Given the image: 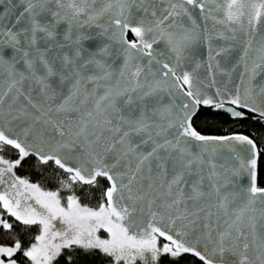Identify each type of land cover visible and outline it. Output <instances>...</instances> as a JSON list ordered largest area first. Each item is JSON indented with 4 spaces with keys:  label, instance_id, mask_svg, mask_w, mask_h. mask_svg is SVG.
Instances as JSON below:
<instances>
[{
    "label": "snow or ice",
    "instance_id": "snow-or-ice-1",
    "mask_svg": "<svg viewBox=\"0 0 264 264\" xmlns=\"http://www.w3.org/2000/svg\"><path fill=\"white\" fill-rule=\"evenodd\" d=\"M15 8L20 11L9 19ZM247 8L248 0H17L9 7L0 0V234L11 237L17 225L39 227L27 247L18 238L0 243V264H18V254L27 264H54L64 250L77 248L98 249L113 264H158L162 255H190L201 264H264V207H256L264 204V189L256 186V160L247 165V189L236 184L238 169L215 160L219 145L235 141L253 154L256 145L242 135H201L191 123L201 104L223 109L227 103L264 116L253 99L264 100V84L258 91L253 85L264 72V38L254 39L264 0ZM197 10L212 29L198 24ZM104 16L107 25L98 23ZM92 26L100 29L95 36L84 30ZM238 32L244 39L230 71L243 67L240 83L218 102L194 90L193 74L181 69L203 45L213 83L217 72L230 77L217 58L231 46L212 41H237ZM165 93L172 98L167 104ZM177 97L190 103L181 99L174 118ZM235 108L225 110L240 117ZM9 151L15 159L5 158ZM30 156L69 174L65 188L107 179L105 202L92 210L69 195L62 206L58 193L16 176ZM125 189L133 203L149 191L157 194L148 200L150 220L137 230L135 208L123 203ZM157 199L164 213L151 210ZM101 228L109 239L96 236ZM65 264H72L71 255Z\"/></svg>",
    "mask_w": 264,
    "mask_h": 264
},
{
    "label": "water",
    "instance_id": "water-1",
    "mask_svg": "<svg viewBox=\"0 0 264 264\" xmlns=\"http://www.w3.org/2000/svg\"><path fill=\"white\" fill-rule=\"evenodd\" d=\"M2 2H3L5 7H9L10 5H15L17 3V0H2ZM258 2H259V0H248V8L246 9V11L250 10L251 4L258 3ZM101 6L102 5L100 3H97V5H95V7H97V8H99ZM157 10H159V7L157 8ZM19 11H20V8H15L10 13L9 19H13L15 14L18 13ZM133 12H134V15L137 17L140 15V13L135 12V10H133ZM222 14H223L222 12L217 13V15H222ZM196 15H197V22L200 26H203L205 23H207V27L209 29L213 28L212 21L205 22L202 19H199L198 10L196 11ZM108 22H109L108 16H104L100 19V21L98 23H100L102 25H107ZM221 28H222V26L219 24H217L215 26V29H221ZM84 30L88 31L90 34H92L94 36L100 31V29L95 27V26H92L90 28H85ZM237 36L239 37V39L237 41H224V40H220V39H213V41H212V44L214 47L229 46V45L231 46V51L227 54V56H221V57L217 58L220 61V67L222 69H224L225 71H230L232 69L233 65H235L239 59L240 50H241V46H242L241 41L244 39V36H243L242 32H238ZM128 37H130L131 40H129ZM262 38H264V17H262V22L257 25V32L255 34L254 39L256 42H259ZM127 39L129 41H132L135 39V37L129 32L127 35ZM99 42H100L99 40L92 42L93 46H94V44L99 43ZM105 42H107L106 39H105ZM163 47H164L163 44L157 45L158 49H163ZM118 48H119V45H115V44L113 45L114 55L117 54L116 50ZM197 61H199L201 64V67L198 69L195 67ZM117 62L122 63V58L118 59ZM139 62L141 63L142 66H146L147 58L145 57L142 60H140ZM153 70H155V66H153ZM181 70L182 71L186 70V71H189L193 74V89L194 90H199L202 95H204L208 98H214L219 102V100L222 98L223 99L230 98V94L234 93L235 86L240 83V74L243 71V67L241 66L239 68H236L235 71H230V77L222 74L221 72H217L215 77H214L215 82L213 83V79L209 77L208 70H207V49L205 46L201 45L197 50V55L195 56V58L187 61L182 66ZM149 79H151V77H149ZM261 84H264V72H262L260 75H258L253 80V85L257 86L256 91H258V86ZM217 90H220L222 93H226L227 95L218 96ZM241 95H242V99H243V88L241 89ZM162 96H163V103H165V104L169 103L170 100L172 99L171 97L168 96L167 93L162 94ZM181 99L190 103V101H187V97H177L175 99L176 108H175L174 113H173L174 118H175V114L178 113L180 111V108L182 107V105L180 103ZM253 99L256 101V104L258 107L264 108V100H262L260 97L255 96V95H254ZM252 102H253L252 100L249 101L250 104ZM7 103L8 102L6 101L5 105H4V112L5 113L7 112ZM205 108H210V109L213 108V109H216L222 113H225L231 119H234V120L238 119V117H233L230 112L225 110L227 108H235V106L229 105L227 103H225V106L223 109H217L213 106H206V105L201 104V105L197 106L193 118L195 117V115L197 114V112L200 109H205ZM235 110L239 111L241 114L243 112L250 114L255 120H261L264 123V116L260 115L258 112H251V111H248L247 109H245L243 107L235 108ZM193 118H192V120H193ZM191 123H192V121H191ZM173 131H175V130L173 129ZM237 135H242V134H230V135H225V136H237ZM204 136H208V135H204ZM225 136H216V137H225ZM242 136H245V135H242ZM245 137H247V136H245ZM247 138H249V137H247ZM28 158H26V159H28ZM32 158H34L36 160L35 157H32ZM111 159H112V157H108L109 161H111ZM251 159L256 160L255 172H256V185H257V166H258V149H257V147L255 148V153L253 154L251 147L249 145L241 144V143L233 141L230 144L219 145L217 147V152L215 154V160H216L217 164L227 165L230 168L235 167L236 169L239 170V174L236 177V184L239 188H242V189H247V187H249L250 183H251V177L249 175L251 169H247V165ZM67 162L69 163L70 166L75 165L74 160H69ZM241 165H243L244 167L241 168ZM117 171H123V169L120 168V169H117ZM102 179H105V178H102ZM105 180L109 186V182L107 181V179H105ZM125 182H126V180H125ZM144 184H145V189H146L147 182L145 181ZM134 191H135V187H134ZM122 195L124 197L123 203L129 207L135 208V211L133 212L132 217H131L132 223H133V230H137V226L146 225L151 218L148 200L152 199L157 194L155 192L149 191V192H147V196H146L145 200L135 201V203H133V201H131V200H128L127 189H125L123 191ZM204 203L205 202H201L200 206H203ZM256 207H257V209H259L261 207H264V204H261L258 201ZM151 210L156 211L158 213H164V211H165V209L161 206V201L159 199H157L156 202L151 205ZM221 223H222V221H221ZM161 227H164V224H161ZM189 238H191V237H189ZM160 240L165 243V241L162 238ZM188 256H190V255H188ZM190 257H192V256H190ZM194 259H196V258H194Z\"/></svg>",
    "mask_w": 264,
    "mask_h": 264
},
{
    "label": "trees",
    "instance_id": "trees-1",
    "mask_svg": "<svg viewBox=\"0 0 264 264\" xmlns=\"http://www.w3.org/2000/svg\"><path fill=\"white\" fill-rule=\"evenodd\" d=\"M131 40L130 37H128ZM193 128L202 135L208 136H225L230 134H242L249 137L258 149V166H257V187L264 188V123L261 120H255L250 114L242 113L237 120L231 119L225 113L216 109H200L192 120ZM5 157L15 159V153L9 151ZM16 174L28 179L40 187L42 191H57L60 201L65 205L69 195L77 197L79 203L83 207L92 210H98L101 203H104L103 193L107 189L108 184L105 179L98 178L96 186L74 184L71 188L63 187V183L68 182V175L63 171L56 169L51 163L47 166L39 165L38 161L32 157L21 162L16 169ZM33 227L25 228L20 225L16 226L13 235L6 236L0 234V243L10 244L13 238L21 240L24 247L34 242L35 236L38 234ZM163 244V241H159ZM71 255L72 264H113V258L101 253L98 249L85 251L83 249H75L72 252L64 250L61 257L54 261V264H65V258ZM18 264H27L26 260L21 256L16 257ZM136 264H143L141 260H137ZM151 264V262L149 263ZM158 264H201L199 261L184 255L177 260H172L167 255H162Z\"/></svg>",
    "mask_w": 264,
    "mask_h": 264
},
{
    "label": "rangeland",
    "instance_id": "rangeland-1",
    "mask_svg": "<svg viewBox=\"0 0 264 264\" xmlns=\"http://www.w3.org/2000/svg\"><path fill=\"white\" fill-rule=\"evenodd\" d=\"M67 206V202H66V204H65V207ZM96 236H98L100 239H102V240H106V239H109L110 237H109V234L106 232V231H104V229H98L97 230V232H96ZM161 245H162V243H161ZM137 260H140V259H137ZM143 262V264H145V262L144 261H142ZM151 261H150V259L148 260V262H147V264H149ZM121 264H123V262H121Z\"/></svg>",
    "mask_w": 264,
    "mask_h": 264
},
{
    "label": "flooded vegetation",
    "instance_id": "flooded-vegetation-1",
    "mask_svg": "<svg viewBox=\"0 0 264 264\" xmlns=\"http://www.w3.org/2000/svg\"><path fill=\"white\" fill-rule=\"evenodd\" d=\"M5 158H7V157H5ZM15 174H16V171H15ZM16 176L17 177H19V178H22V179H26V178H24L23 176L21 177V175H17L16 174ZM26 180H28V179H26ZM31 183V182H30ZM4 189H3V186H0V191H3ZM45 192V191H44ZM54 192H56L57 193V191H54ZM60 199V198H59ZM61 200V199H60ZM30 203H34V201H30ZM61 204H62V206H65L62 202H61ZM6 215V214H5ZM6 218H8L9 220H11V218L10 217H6ZM36 231L38 230L39 231V227L38 226H32ZM57 227L58 228H60V227H62V225H60L59 224V222H57ZM38 234H39V232H38ZM37 234V235H38Z\"/></svg>",
    "mask_w": 264,
    "mask_h": 264
}]
</instances>
